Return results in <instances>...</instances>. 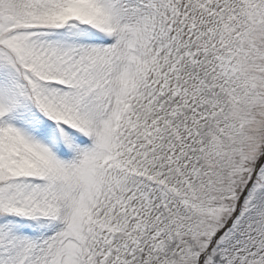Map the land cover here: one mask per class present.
<instances>
[{
  "label": "snow or ice",
  "instance_id": "obj_1",
  "mask_svg": "<svg viewBox=\"0 0 264 264\" xmlns=\"http://www.w3.org/2000/svg\"><path fill=\"white\" fill-rule=\"evenodd\" d=\"M0 264H264V0H0Z\"/></svg>",
  "mask_w": 264,
  "mask_h": 264
}]
</instances>
